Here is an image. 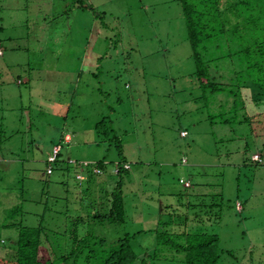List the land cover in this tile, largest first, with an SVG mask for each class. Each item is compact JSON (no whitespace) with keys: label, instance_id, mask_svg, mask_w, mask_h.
Masks as SVG:
<instances>
[{"label":"rangeland","instance_id":"rangeland-1","mask_svg":"<svg viewBox=\"0 0 264 264\" xmlns=\"http://www.w3.org/2000/svg\"><path fill=\"white\" fill-rule=\"evenodd\" d=\"M81 2L90 7L77 0H0V217L23 202L26 225L37 226L44 221L42 201L52 205L56 196L69 195L76 204L85 195L64 162L46 173L48 155L60 143L62 159L126 158L132 166L123 176L131 182L123 188L127 220L90 221L86 229L97 238L113 243L136 234L133 246L141 256L152 252L154 258L158 249L163 259L150 264H187L175 245L198 225L219 234L222 246L236 254L218 264H264V160H251L257 151L252 127L264 104L255 110L258 104L246 101L253 126L221 122L237 110L222 92L201 87L179 0ZM88 54L90 68L77 75ZM19 78L24 82L17 84ZM106 117L120 141L98 134ZM61 132H70L73 142H53ZM181 178L189 179L188 191ZM220 192L221 198L212 196ZM213 199L220 205L212 208ZM161 203L181 231L169 244H158ZM195 214L209 218L192 228ZM48 219L64 228L63 219Z\"/></svg>","mask_w":264,"mask_h":264},{"label":"trees","instance_id":"trees-1","mask_svg":"<svg viewBox=\"0 0 264 264\" xmlns=\"http://www.w3.org/2000/svg\"><path fill=\"white\" fill-rule=\"evenodd\" d=\"M77 1L79 7H90L81 0ZM179 1L183 7L196 63V75L201 87L213 93L222 92L221 94L226 96L228 106L234 108V111L237 110L236 114L228 117L230 119H223L221 122L228 125L234 121L239 124L250 123L253 126L255 116L244 112L246 101L258 104L255 110H260L258 106L264 104V0ZM26 5L28 6V1ZM2 6L4 5L1 3L0 7ZM0 53H4L1 45ZM223 64L227 69L221 68ZM263 114L264 112L257 115L260 122L255 128L252 127L255 130L253 142L257 151L252 154L251 160L259 165L264 160ZM109 121L106 117L97 124L98 134L105 138L114 135L113 137L120 141L113 126L108 125ZM69 138V134L63 137L65 142L69 141ZM57 144L61 146L58 161L54 164L52 173H48L46 169L47 175H52L64 162L62 168L73 174L75 188L77 190L83 188L85 195L81 196L76 204L69 200V195L63 199L56 196L57 199L52 205L48 201L45 203L42 201L45 206L40 215L42 214L44 221L37 226L26 225L23 202L9 208L5 216L0 217V264H150V259L163 260L161 255L156 254L158 249L153 251L154 258L151 256L152 252L141 256L133 246L136 234L126 233L113 243H108L105 239L92 235L90 229H86L90 221L126 222V192L123 188L130 177L125 181L123 176L131 174L132 166L129 161L121 158L116 163L108 162L107 159L86 161L88 164H85L84 160L74 163L69 161V158L62 159L63 147L60 143L55 145ZM246 148L247 146L243 150L247 151ZM255 153L258 155L257 158H253ZM50 154L47 158V168L50 165ZM120 155L122 157V150ZM182 162L186 163L187 158H183ZM243 163L246 165L247 160L245 159ZM78 174L86 176L80 179ZM112 177L118 178L113 185ZM186 181L189 179H180L182 185H185ZM189 187L191 186L185 185L184 188L188 191ZM212 196L221 198V192ZM60 202L64 208H54ZM189 205L191 208L205 206L202 203L184 204L185 207ZM217 205L220 204L213 199L211 207L215 208ZM161 208L164 220L159 221V226L163 225V233L157 237L158 244H169V238L172 235L180 236L181 231L177 229L175 223L178 218L167 220L165 215L168 208L162 203ZM196 215L194 217H197ZM49 217L53 221L63 219L64 228L62 230L53 228ZM208 218L197 217L192 220L191 227L206 223ZM186 220L187 218L184 221ZM196 228L198 225L189 229L190 232L184 231L185 233L180 236H185L182 243L175 245L179 252L184 253L179 259L183 263L218 264L225 257L236 256L232 250L222 246L219 234L212 230Z\"/></svg>","mask_w":264,"mask_h":264},{"label":"crops","instance_id":"crops-1","mask_svg":"<svg viewBox=\"0 0 264 264\" xmlns=\"http://www.w3.org/2000/svg\"><path fill=\"white\" fill-rule=\"evenodd\" d=\"M32 23V25L33 26H35L36 28H37V30H38V28H39V26H36L35 25V23L34 22H31ZM0 55H2V54H0ZM90 54H88L87 56L85 55L84 57H83V59H82V63L79 65V70H78V72H77V75H81L82 73H84V72H86V70L87 69H89L90 68V66H91V64H89V65H86V62L89 60V61H91V56H89ZM89 57V58H88ZM17 82V84H19V83H23L24 81L22 80V79H18V81H16ZM86 84V83H85ZM88 90H89V86H88ZM74 92L76 93L77 92V90L76 89H74ZM77 96L78 97H81V96H83V94L81 93V91L79 90V92L77 93ZM62 133L63 132H61L60 133V135L58 136V135H54L53 136V142H55L57 139L58 140H61V139H63V137L65 136V134H69L70 135V138H69V141H67V143L68 144H71L72 142H73V140H74V138H73V135L70 133V132H67V133H64L63 134V137L61 136L62 135ZM89 142V141H88ZM54 145H55V143H54ZM69 159V161H75V162H78L79 160H80V158H77V157H73V156H69L68 157ZM82 160H84V162H86V161H96L97 159H91V157H87V158H84V159H82ZM80 161V162H83V161Z\"/></svg>","mask_w":264,"mask_h":264},{"label":"built area","instance_id":"built-area-1","mask_svg":"<svg viewBox=\"0 0 264 264\" xmlns=\"http://www.w3.org/2000/svg\"><path fill=\"white\" fill-rule=\"evenodd\" d=\"M186 134H187V131H183L182 132V135H186ZM60 151H61V146L59 144L53 146L52 153L49 156L50 165L47 168V172L48 173H52L53 172V166L58 161L57 158H58V154H59ZM184 161H186V159H184ZM71 162H74L75 163V161H72V160H71ZM85 164H88V163L85 162ZM97 171L99 172V170H96V172ZM85 176H83L82 174H78V177L81 178V179H84ZM185 185L186 186H189L188 181L185 182Z\"/></svg>","mask_w":264,"mask_h":264},{"label":"bare ground","instance_id":"bare-ground-1","mask_svg":"<svg viewBox=\"0 0 264 264\" xmlns=\"http://www.w3.org/2000/svg\"><path fill=\"white\" fill-rule=\"evenodd\" d=\"M112 169V168H111Z\"/></svg>","mask_w":264,"mask_h":264}]
</instances>
